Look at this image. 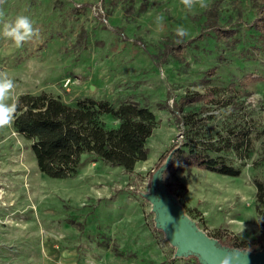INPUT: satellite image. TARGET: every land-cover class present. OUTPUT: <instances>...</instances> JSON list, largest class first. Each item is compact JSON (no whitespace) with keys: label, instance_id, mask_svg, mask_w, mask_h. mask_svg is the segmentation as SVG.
<instances>
[{"label":"rangeland","instance_id":"rangeland-1","mask_svg":"<svg viewBox=\"0 0 264 264\" xmlns=\"http://www.w3.org/2000/svg\"><path fill=\"white\" fill-rule=\"evenodd\" d=\"M205 3L189 12L181 0H7L4 19L24 14L37 30L20 48L0 35V70L15 81L13 102L20 93L41 91L69 104L84 97L114 105L137 101L155 112L157 124L147 158L132 171L87 158L76 175L63 178L41 173L31 141L11 125L0 128V264L164 261L176 247L157 225L155 185L208 235L238 242L256 236L253 178L264 179V49L249 42L264 0ZM209 10L217 23L238 30L234 46L208 28L188 41L206 27ZM178 28L187 35L178 36ZM178 41L185 44L182 60L166 52ZM209 87L215 99L197 113L189 136L222 145L216 154L239 167L237 176L169 164L167 150L186 137L169 106ZM236 101L242 106L233 107ZM200 106L185 104L183 111ZM102 118L107 127L118 124L108 114Z\"/></svg>","mask_w":264,"mask_h":264},{"label":"trees","instance_id":"trees-1","mask_svg":"<svg viewBox=\"0 0 264 264\" xmlns=\"http://www.w3.org/2000/svg\"><path fill=\"white\" fill-rule=\"evenodd\" d=\"M257 7L258 13L252 20L251 28L255 40L252 44L249 42V48L264 49V4H258ZM215 15L214 10H209L203 22L206 27L188 41L206 35L209 32L204 29L208 28L216 38L224 40L230 47L234 46L238 39V30L217 23ZM81 32L83 29L78 33L82 34ZM184 46V43L178 41L169 46L166 52L175 53L174 56L182 60L180 53ZM214 91L215 88L209 87L205 92L184 94L173 100L169 107L181 118L186 137L180 143L172 144L166 153L170 152L169 164L177 168L196 166L222 175L237 176L239 167L216 154L222 145L214 142L207 144L208 146L202 145L189 136L192 135L194 121L198 119L197 113L200 109L207 110V104L215 99ZM17 100L18 108L11 127L13 131L31 141L30 148L37 169L49 177L74 176L87 158L120 166L125 171H132L139 161L147 158L148 138L157 124L156 114L147 104L125 101L114 105L105 99L96 100L91 97H84L69 104L45 91L20 93L15 101ZM196 102L201 103L197 111H183L185 104ZM232 104L233 107L242 106L237 101ZM104 114L117 119L118 124L115 127H107L102 118ZM253 183L258 203L259 232L250 240L240 242L234 236L222 238L211 235L217 238L220 246L249 252L264 248V179L254 177ZM167 187L171 192L175 189L168 184ZM160 231L163 235V231ZM183 258V264H204L197 254L177 256L175 251H169L166 259L157 264Z\"/></svg>","mask_w":264,"mask_h":264},{"label":"water","instance_id":"water-1","mask_svg":"<svg viewBox=\"0 0 264 264\" xmlns=\"http://www.w3.org/2000/svg\"><path fill=\"white\" fill-rule=\"evenodd\" d=\"M159 186L162 184L160 183ZM154 189V210L157 225L165 231L168 240L176 247L175 255L194 253L204 264H217L218 258L230 251L235 257L233 264H264V248L249 252L220 246L217 239L198 228L191 219L183 214L172 196L157 189L156 185Z\"/></svg>","mask_w":264,"mask_h":264},{"label":"clouds","instance_id":"clouds-1","mask_svg":"<svg viewBox=\"0 0 264 264\" xmlns=\"http://www.w3.org/2000/svg\"><path fill=\"white\" fill-rule=\"evenodd\" d=\"M6 2L7 0H0V35L13 42L15 47L20 48L34 35H37V30L30 17L24 14H17L14 18L5 20L3 6ZM181 3L189 12L196 7H207L205 0H181ZM177 34L183 37L187 35V31L178 28ZM15 86V81L8 72L0 70V128L10 126L14 122L18 108V100L12 101V92ZM234 259L233 254L228 251L218 258L217 264H233Z\"/></svg>","mask_w":264,"mask_h":264},{"label":"built area","instance_id":"built-area-1","mask_svg":"<svg viewBox=\"0 0 264 264\" xmlns=\"http://www.w3.org/2000/svg\"><path fill=\"white\" fill-rule=\"evenodd\" d=\"M65 83H68V81H66Z\"/></svg>","mask_w":264,"mask_h":264}]
</instances>
